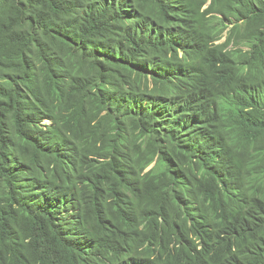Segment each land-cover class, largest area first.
I'll return each mask as SVG.
<instances>
[{"label":"trees","instance_id":"trees-1","mask_svg":"<svg viewBox=\"0 0 264 264\" xmlns=\"http://www.w3.org/2000/svg\"><path fill=\"white\" fill-rule=\"evenodd\" d=\"M0 264H264V0H0Z\"/></svg>","mask_w":264,"mask_h":264},{"label":"rangeland","instance_id":"rangeland-1","mask_svg":"<svg viewBox=\"0 0 264 264\" xmlns=\"http://www.w3.org/2000/svg\"><path fill=\"white\" fill-rule=\"evenodd\" d=\"M225 41V39L223 40V42Z\"/></svg>","mask_w":264,"mask_h":264}]
</instances>
